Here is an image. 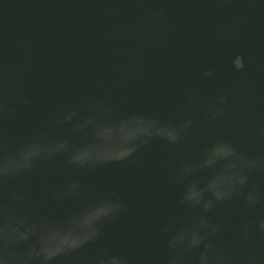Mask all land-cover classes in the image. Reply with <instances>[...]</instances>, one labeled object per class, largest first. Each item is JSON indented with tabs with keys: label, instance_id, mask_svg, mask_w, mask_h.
<instances>
[{
	"label": "water",
	"instance_id": "obj_1",
	"mask_svg": "<svg viewBox=\"0 0 264 264\" xmlns=\"http://www.w3.org/2000/svg\"><path fill=\"white\" fill-rule=\"evenodd\" d=\"M0 264H264V0H0Z\"/></svg>",
	"mask_w": 264,
	"mask_h": 264
},
{
	"label": "snow or ice",
	"instance_id": "obj_2",
	"mask_svg": "<svg viewBox=\"0 0 264 264\" xmlns=\"http://www.w3.org/2000/svg\"><path fill=\"white\" fill-rule=\"evenodd\" d=\"M100 211H101V210H98V212H100ZM98 212H97V213H98ZM97 213H96V214H97Z\"/></svg>",
	"mask_w": 264,
	"mask_h": 264
}]
</instances>
